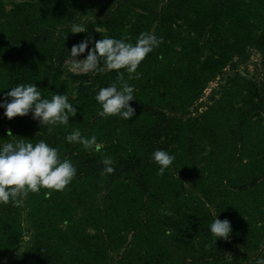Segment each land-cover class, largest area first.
Returning <instances> with one entry per match:
<instances>
[{"label": "trees", "instance_id": "trees-1", "mask_svg": "<svg viewBox=\"0 0 264 264\" xmlns=\"http://www.w3.org/2000/svg\"><path fill=\"white\" fill-rule=\"evenodd\" d=\"M85 16L93 17L86 32H69ZM143 31L162 42L138 66L139 79L128 81L135 115L99 116L95 94L117 71H66L72 45L89 39L92 48L103 36L135 43ZM253 48L261 75L226 76L200 111L195 103L208 84ZM19 83H36L49 99L66 92L78 111L49 131L31 112L9 119L0 108V144L44 139L77 172L63 190L0 204V264H255L264 257V0H0V99ZM77 128L95 135L100 150L67 142ZM156 149L175 156L163 175L152 160ZM104 156L114 160L111 174L101 175ZM217 215L231 222L227 240L209 231Z\"/></svg>", "mask_w": 264, "mask_h": 264}, {"label": "clouds", "instance_id": "clouds-1", "mask_svg": "<svg viewBox=\"0 0 264 264\" xmlns=\"http://www.w3.org/2000/svg\"><path fill=\"white\" fill-rule=\"evenodd\" d=\"M69 32H86V26L82 22L73 21ZM161 42L162 37L154 32L143 31L137 36L135 43L126 38L103 36L102 39L95 40L92 48H89V39L72 45L69 52L71 70L93 75L117 71L115 80L100 87L95 94V101L100 105L97 113L99 116L117 115L130 120L135 115V109L130 104V101L136 99L135 89L128 81L139 79L141 74L137 71L138 66ZM86 49V57L79 59ZM39 89L36 83H19L10 87V91L4 93L0 99V108L4 109V115L12 119L31 112L32 119L38 121L42 127L48 126L49 131L53 126L67 125L70 117L76 116L78 109L69 101L66 92L53 93L49 99L43 97ZM75 95L76 92L73 91L72 96ZM8 136H13L11 130L8 131ZM65 140L79 143L85 149L100 150L97 137H85L78 128L69 132ZM152 160L159 165L158 174L163 175L175 160V156L165 149H156L152 152ZM101 162L104 165L101 175L114 172V160L111 156H104ZM76 172V166L68 159H61L59 149L44 139L35 143L30 139H16L0 144V204L10 201L19 204L29 192H39L41 189L63 190L71 183ZM51 191L45 192V196H50ZM162 211L167 215L172 214L170 211ZM208 228L214 238L225 240L232 231L231 222L227 218L220 219L218 215L213 218ZM255 264H264V257L257 258Z\"/></svg>", "mask_w": 264, "mask_h": 264}, {"label": "rangeland", "instance_id": "rangeland-1", "mask_svg": "<svg viewBox=\"0 0 264 264\" xmlns=\"http://www.w3.org/2000/svg\"><path fill=\"white\" fill-rule=\"evenodd\" d=\"M11 5L8 3L7 7H10ZM93 21V17L92 16H85L81 19L80 22L84 23L85 25H88L89 23H91ZM86 57V56H84ZM84 57H78L79 59H83ZM238 62L236 63L237 65L235 67H231L230 65H227L224 69H223V74L222 76H218L216 77L214 80H212L207 88L205 89L203 95L201 96V98L195 103V105L199 104V110H204L209 104L212 103L211 100V95H215L218 96L219 95V89L221 88V86L225 83L226 81V76L231 75V74H235L237 71L242 74L245 75L246 77H258L261 75V60H262V56L261 53L257 50V49H250L248 51V57L246 59H236ZM70 61L71 58H67V60L65 61V69L66 71H71L74 73H81L78 71H74L71 70L69 65H70ZM196 112L194 111V114ZM232 177L234 176L233 174L231 175ZM246 204V202H245ZM243 207V206H242ZM249 207H251V202L249 203Z\"/></svg>", "mask_w": 264, "mask_h": 264}]
</instances>
